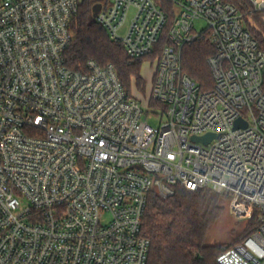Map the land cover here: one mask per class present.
Masks as SVG:
<instances>
[{
	"label": "built area",
	"instance_id": "built-area-1",
	"mask_svg": "<svg viewBox=\"0 0 264 264\" xmlns=\"http://www.w3.org/2000/svg\"><path fill=\"white\" fill-rule=\"evenodd\" d=\"M170 1V25L156 0H108L95 17L131 59L168 28L145 109L113 64H66L82 0H0V264H147L150 194L176 184L227 196L236 219L258 211L217 261L264 264V50L234 4ZM205 37L209 90L183 69L184 47Z\"/></svg>",
	"mask_w": 264,
	"mask_h": 264
},
{
	"label": "trees",
	"instance_id": "trees-1",
	"mask_svg": "<svg viewBox=\"0 0 264 264\" xmlns=\"http://www.w3.org/2000/svg\"><path fill=\"white\" fill-rule=\"evenodd\" d=\"M170 15L169 25L174 18L170 0H156ZM234 4L242 13L245 25L251 35L264 50V10L254 11L250 0H223ZM97 2L107 4L108 0H82L78 14L72 22L74 38L65 52L66 64L73 70H84L89 60L101 65L113 64L129 95L134 96L133 82L145 87L142 64L146 59L155 58L157 52L169 43L168 28L165 29L156 52L139 59H131L121 42L112 40L107 30L93 16V6ZM216 48L207 37L183 49V69L200 86L209 90L214 86V78L208 59ZM152 102V106H158ZM175 193L163 199L157 192L150 194L145 213L143 234L151 240L147 264H219L217 256L222 245L207 244L209 229L223 216L224 201L227 196L211 188L191 191L180 184L174 185ZM258 224L255 211L244 236L252 233ZM231 247V246H230Z\"/></svg>",
	"mask_w": 264,
	"mask_h": 264
},
{
	"label": "rangeland",
	"instance_id": "rangeland-1",
	"mask_svg": "<svg viewBox=\"0 0 264 264\" xmlns=\"http://www.w3.org/2000/svg\"><path fill=\"white\" fill-rule=\"evenodd\" d=\"M196 28L198 30L204 28L206 23L202 20H197ZM155 58L146 59L142 64V76L145 81V87H139L136 82H133L132 88L135 96L142 100V103L147 109V97L150 94L154 71H155ZM149 109V108H148ZM154 126L159 124V118L155 117L150 120ZM225 212L223 216L209 229L206 243L207 244H220L222 245L221 251L232 246L239 239L244 236V232L248 227L250 219H236L231 212L230 200L224 201Z\"/></svg>",
	"mask_w": 264,
	"mask_h": 264
},
{
	"label": "water",
	"instance_id": "water-1",
	"mask_svg": "<svg viewBox=\"0 0 264 264\" xmlns=\"http://www.w3.org/2000/svg\"><path fill=\"white\" fill-rule=\"evenodd\" d=\"M102 8V3L101 2H97L96 4H94L93 6V16L96 17L98 15V13L100 12ZM236 125L239 126V125H247L243 120L242 118H239L236 122ZM217 135L216 134H212V133H208L204 136H193V140L194 141H202L204 143H209L214 137H216Z\"/></svg>",
	"mask_w": 264,
	"mask_h": 264
}]
</instances>
